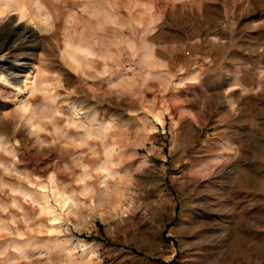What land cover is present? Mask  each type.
Here are the masks:
<instances>
[{"label":"rangeland","instance_id":"374dc122","mask_svg":"<svg viewBox=\"0 0 264 264\" xmlns=\"http://www.w3.org/2000/svg\"><path fill=\"white\" fill-rule=\"evenodd\" d=\"M8 1L0 264H264V0Z\"/></svg>","mask_w":264,"mask_h":264},{"label":"bare ground","instance_id":"6f19581e","mask_svg":"<svg viewBox=\"0 0 264 264\" xmlns=\"http://www.w3.org/2000/svg\"><path fill=\"white\" fill-rule=\"evenodd\" d=\"M25 2H26V0H10L7 2L6 7L9 8L10 11L21 10L20 14H21V17H23V16H25V9H24ZM5 12L6 11H4L3 13H5ZM18 30H21V31H19L15 34L14 39L16 41H18L21 45H24V46H27V44L30 42L31 38H33L36 34L34 32V30L30 29L29 27H25L23 29H18ZM30 60L31 59L28 58V56H27V57L21 58V60L19 61L20 71L15 74V79L18 82H22L23 86L19 87L20 92L25 90L24 87H26V85L29 83V80L33 76L32 74H33L34 68H30V67H32L33 62ZM28 69H31V70H28ZM26 70H28L29 72H27L25 80L20 81V78L22 77V73H24ZM55 219H58V216H55Z\"/></svg>","mask_w":264,"mask_h":264}]
</instances>
